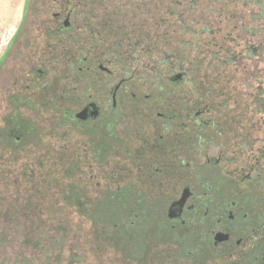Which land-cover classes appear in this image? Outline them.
Here are the masks:
<instances>
[{
  "label": "rangeland",
  "instance_id": "1",
  "mask_svg": "<svg viewBox=\"0 0 264 264\" xmlns=\"http://www.w3.org/2000/svg\"><path fill=\"white\" fill-rule=\"evenodd\" d=\"M26 1L0 0V58L20 24ZM143 1L70 0V7L80 14L69 33H77V44L61 34L44 37L41 21L51 18L52 9L36 3L30 15L36 23L29 26L20 66L32 64L43 75L29 71L30 82L28 67L16 68L10 75L6 71L0 81V264H249L239 255L242 251L226 257L188 255L169 230L158 229L166 198L176 195L195 166L190 164V170L177 165L178 156L173 160L167 147L145 151L140 143L163 142L160 137L166 134L187 140L186 133H199L189 119L187 126L176 125L174 133L154 124L161 122L156 110H171L170 98L179 106L188 95L197 110L206 108L202 117L208 120L209 137L216 135L218 124L249 133L252 145L238 142L237 159L245 165L244 160L254 158L262 170L259 177L252 173L257 187L250 206L252 215L259 213L255 228L259 261L251 263L264 264V0H190V12L185 9L187 0H148L157 1L158 20L143 13ZM130 17L134 22L126 20ZM130 29L141 32L134 37ZM103 38L110 39L111 56H116L115 50L122 52L112 65V82L121 76L130 78L135 85L127 82L129 91L138 87L141 95L160 100L148 114L142 107L119 104L108 130L102 121L95 128L63 117L64 111L81 106L80 93L106 99L108 75L77 68V61L89 52L90 41L96 43L90 49L96 59L105 53L99 43ZM134 68L146 72L136 74L141 75L138 81ZM178 70L184 78L172 84L166 76ZM187 78L193 80L191 85ZM93 80L95 85L86 92ZM100 83L105 84V92ZM13 91L17 101L9 99ZM14 112L18 122L25 123L17 143L5 132ZM240 188L250 193L247 183ZM136 206L147 209V214L135 220L139 236L134 242L123 229L132 230L127 223L132 221L130 209ZM116 220L120 231L109 227ZM132 244L138 245V251Z\"/></svg>",
  "mask_w": 264,
  "mask_h": 264
},
{
  "label": "flooded vegetation",
  "instance_id": "2",
  "mask_svg": "<svg viewBox=\"0 0 264 264\" xmlns=\"http://www.w3.org/2000/svg\"><path fill=\"white\" fill-rule=\"evenodd\" d=\"M70 0H32L30 4L29 0L24 4V11L20 19V24L15 30L14 34L11 36L10 41L7 42V48L3 56L0 58V81L3 80L1 77L8 72L10 75L11 70H25L28 67L25 63L24 67L20 66V61H22V55L25 53L27 45V33L29 26L34 22V19L30 16L32 12L38 7L37 2L40 4L48 6L51 10V18L44 19L41 21L42 35L48 39L49 34H61L66 40L72 39V44L78 43L77 33L72 36L69 33L72 31L74 18H79V11L77 12L74 7H70ZM186 1V0H184ZM142 11L146 12V15L152 16L158 20V9L155 6L157 1H143ZM37 3V5H36ZM185 9L188 12L191 11L190 0H187ZM157 15V16H155ZM128 22H134L133 17L126 19ZM142 22H147L146 19H142ZM106 23V22H105ZM75 27H80L78 23L74 24ZM90 28V27H89ZM131 28V27H130ZM134 27V24L132 26ZM92 31V29H90ZM134 37H138L141 31L130 29ZM105 50V53L101 54L105 60L99 57L96 59L90 53V49H95V44L90 41L88 46V54L81 57L80 64L77 68L78 71H86L88 73L96 72L97 70L105 73L109 77V82L111 83L108 87V95L105 100L103 96L97 94L98 100L95 99L93 94H88L85 97L84 94L80 93V104L81 106L74 112L64 111L63 117H66L69 121L84 125L97 127V122L102 121L105 127L111 129L112 117H115L118 113L119 104L123 105L125 108H144L145 113L148 114L149 109H153L160 100L157 96L152 95H141V88L136 87L138 91H133L131 88L129 91L126 88L127 82L130 85H135L134 80H129L130 78L119 77L116 82H112V65H116L119 60L117 57L122 54L120 50H115L117 53L114 57L110 54V39H104L99 42ZM109 44V47L106 45ZM139 46V43H136ZM109 52V53H108ZM169 56L165 55L164 58ZM73 63L71 68H74L77 64L72 59ZM109 63L110 66H104L103 62ZM173 64V58H170ZM30 62V61H29ZM28 62V63H29ZM8 66V67H7ZM174 66V64H173ZM155 68V66H154ZM180 66H177L179 69ZM97 69V70H96ZM181 69V68H180ZM36 77L42 76L43 71L36 66L30 65L27 71L26 80L33 81L30 74ZM78 73V72H77ZM137 73L146 74L145 71H138L134 68L133 77L135 80H140L141 75ZM122 74V73H121ZM136 75V76H135ZM161 72L158 73V80ZM139 76V77H137ZM19 76L18 78H20ZM169 82L172 84L180 83L184 78V72L178 70L177 73L169 74L166 76ZM6 79V78H5ZM186 83L191 85V78L186 79ZM74 82L77 78L73 79ZM15 84L17 80L15 79ZM81 82V79H80ZM84 82V81H82ZM96 83V82H95ZM125 83V84H124ZM14 84V85H15ZM94 80L88 83V90L93 88ZM142 88H147L145 83H141ZM95 85V84H94ZM103 83L99 86L103 92H105ZM124 85V87H123ZM138 85V84H137ZM95 88V87H94ZM148 89V88H147ZM75 90V89H74ZM79 93H77L78 97ZM160 98V97H159ZM9 99L17 101L15 97V91L9 94ZM191 95L188 98H184L182 104L178 103L174 98L168 100L169 107L171 110L168 111H158L154 113L156 118L160 119L161 122H154L156 127H161L164 131L176 130V125L187 126V119L190 120L189 125L200 129V132H196L194 135L190 133L187 134V140L185 137H181L178 134H166L160 137L163 142L156 141L154 143H148L149 139L140 143V149L145 151H155L157 148H165L171 152L173 160L176 156V164L179 166H189L190 164L195 166L193 172H191L192 177L187 178L183 181L182 186L176 195L166 198V206L164 207L161 218L158 219V229H162L166 232L169 230L174 238L184 245V249L188 255L198 256L204 253L209 256H232L235 252L236 254L242 251L239 255H244L250 264L252 259L259 261L257 254L258 238L256 237V225L258 224V214L252 215L250 206L251 200L256 197L255 187H257L256 179L252 176V173L256 171L258 177L262 170L259 168V162L257 161L255 165V159L250 158L245 161V165H240V147L238 142L243 141L242 144L252 145L250 141L248 132H239L232 127L216 125V135L214 137H209L208 130L205 129V125L208 124L206 116L202 117V113H206V108L197 110L194 103L192 102ZM178 106L179 109L175 110L173 107ZM17 109H15L16 112ZM14 112V113H15ZM107 113V114H106ZM149 113H153L149 111ZM5 132L6 135L17 143L21 140L22 130L25 129V123L18 122L16 113L10 116ZM184 117L186 120L184 121ZM236 117V116H235ZM234 117V118H235ZM215 121H212L211 124ZM225 124V122H223ZM190 126L191 129L192 127ZM223 127V128H221ZM105 128V129H106ZM226 129V130H225ZM156 132L158 130L156 129ZM154 133V132H153ZM174 133V132H173ZM162 144V147H160ZM101 147V146H100ZM141 150V151H142ZM177 153V154H176ZM182 154H186L181 157ZM141 156L142 154H137ZM136 155V157H137ZM237 156V157H235ZM134 157V158H136ZM174 162V161H173ZM258 165V166H257ZM233 168H230V167ZM246 167V168H240ZM186 169V168H184ZM190 169V166H189ZM225 169H229L227 171ZM191 170V169H190ZM264 172V171H263ZM251 186L250 193L247 194L244 189H241V184H246ZM178 203L177 209L173 206ZM253 203V202H252ZM174 209V210H173ZM129 213L131 214L132 221L127 224V226H132L134 230L136 229V219H140V216L147 214V209H137L131 208ZM11 220V216L5 217ZM157 220V218H155ZM134 221V222H133ZM139 236V232L136 231ZM130 236V233H126ZM131 237V236H130ZM140 240V239H139ZM137 239H134L136 242ZM133 248L138 251V245L132 244ZM243 247V248H242ZM134 250V251H135ZM137 253H134V257ZM252 264V263H251Z\"/></svg>",
  "mask_w": 264,
  "mask_h": 264
},
{
  "label": "trees",
  "instance_id": "3",
  "mask_svg": "<svg viewBox=\"0 0 264 264\" xmlns=\"http://www.w3.org/2000/svg\"><path fill=\"white\" fill-rule=\"evenodd\" d=\"M141 217H142V216H141ZM156 218H157V217H156ZM119 220H120V219H119ZM119 220H116L117 222H113L112 225L109 226L110 229L116 228V229H115L116 231H120V230H121L120 227H117L118 222H120ZM129 222H131V221H129ZM129 222H128V223H129ZM128 223H127V224H128ZM114 225H115V226H114ZM128 227L131 228L132 230H125V229H123L124 232H126V233H130V236H131L133 239H138V235L136 234L134 228H132V226H128ZM128 227H127V229H128Z\"/></svg>",
  "mask_w": 264,
  "mask_h": 264
},
{
  "label": "water",
  "instance_id": "4",
  "mask_svg": "<svg viewBox=\"0 0 264 264\" xmlns=\"http://www.w3.org/2000/svg\"><path fill=\"white\" fill-rule=\"evenodd\" d=\"M177 206H178V203H176V204L173 206V208H174V209H177ZM174 209H173V210H174Z\"/></svg>",
  "mask_w": 264,
  "mask_h": 264
},
{
  "label": "bare ground",
  "instance_id": "5",
  "mask_svg": "<svg viewBox=\"0 0 264 264\" xmlns=\"http://www.w3.org/2000/svg\"><path fill=\"white\" fill-rule=\"evenodd\" d=\"M4 14V13H3ZM8 15H9V13H8ZM5 18V17H4Z\"/></svg>",
  "mask_w": 264,
  "mask_h": 264
}]
</instances>
